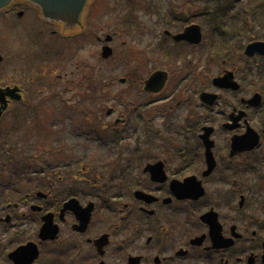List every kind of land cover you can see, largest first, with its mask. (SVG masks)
Returning <instances> with one entry per match:
<instances>
[{
	"label": "flooded vegetation",
	"instance_id": "1",
	"mask_svg": "<svg viewBox=\"0 0 264 264\" xmlns=\"http://www.w3.org/2000/svg\"><path fill=\"white\" fill-rule=\"evenodd\" d=\"M131 1L102 81L78 58L99 57L89 20L63 31L22 0L0 12V199L20 195L0 209V264H264V56L245 55L264 43V0ZM193 26L201 42L173 40Z\"/></svg>",
	"mask_w": 264,
	"mask_h": 264
},
{
	"label": "rangeland",
	"instance_id": "2",
	"mask_svg": "<svg viewBox=\"0 0 264 264\" xmlns=\"http://www.w3.org/2000/svg\"><path fill=\"white\" fill-rule=\"evenodd\" d=\"M125 1H127V0H120L121 3H125ZM200 1H201L199 3L200 5L207 6L208 2H205L204 0H200ZM247 1H250V0H237L235 3H237V5H239V6H243L246 4ZM138 2L141 4H144L147 1L146 0H138ZM173 2H175V4H176V3H179L180 0H155V3L158 5H165V4H169V3H173ZM232 2H234V1L232 0ZM117 3H118V0H94L91 7L89 8V11L86 15V18H85L86 20H89V22H91L90 29L93 31H95V30L99 31V35H102L103 37L106 34H111V32H113L114 21H115L117 12L119 10V8L116 6ZM209 3H210V1H209ZM237 8H240V7H237ZM136 16H137V18H139L143 22L144 18L140 14H137ZM130 46L133 47L134 49H136V51L137 50L142 51V49H143V44H140V43H137L134 45L132 43H130ZM100 48L101 47L99 45V54L101 52ZM95 50L96 49H93L90 45H88L87 49H85L82 53H80L78 55V58H81L85 62V65L88 68L96 69L97 68L96 64L99 65V81L110 79V78L114 77V75L112 74V60L111 59H109L107 61L101 60L100 57H98V55L94 54ZM159 65H160V63L157 64V66H159ZM207 73H209V71H207ZM202 79L205 80L206 76H203ZM247 82H248L247 83L248 85H253V84L257 85V82L253 79H250ZM117 84H118V82L116 80V82L112 85L117 86ZM28 85L30 86V92H29L30 97H29V99H33L31 97V95L33 93L32 86H34V85H32V84H28ZM246 88H248L247 85H246ZM248 89L251 91L252 87H250ZM104 94H105V92H104ZM101 106H103V108H101L99 106V112H100L99 116L103 115L104 111L107 108L111 107V104L107 105L106 103H103ZM151 125L155 128H158V126L161 125L160 119L157 118L156 120H154L151 123ZM31 130L33 132H35V130H33L32 128H31ZM57 131H58V129H56V132ZM106 145L107 144H104L103 147ZM99 148H100V146H99ZM115 151H116V149H114V148H108L106 152L99 150V168H101L102 166H104L106 164L113 163L115 161L113 159V156H115ZM9 201H11L9 198L7 201L0 199V209L4 205V202H9Z\"/></svg>",
	"mask_w": 264,
	"mask_h": 264
},
{
	"label": "water",
	"instance_id": "3",
	"mask_svg": "<svg viewBox=\"0 0 264 264\" xmlns=\"http://www.w3.org/2000/svg\"><path fill=\"white\" fill-rule=\"evenodd\" d=\"M11 0H0V10L4 9ZM27 2L32 3L38 9L40 10L41 16L48 20V21H54L57 23H60L63 25L65 29H74L77 26H80L81 24V16L83 13L84 8L88 4L89 0H25ZM195 30V29H194ZM197 30V29H196ZM195 30V31H196ZM188 32V31H187ZM187 32L184 34L177 36L174 38L175 41H188L189 43H193V39L190 38L192 34L187 35ZM108 40V39H107ZM200 40V37H198V41ZM261 46H251L253 49L252 52L258 53V50H260ZM262 50V49H261ZM250 49L247 48L245 54L249 55ZM111 50L108 48H104L102 51V58L106 59L110 57ZM165 74L161 72H157L153 74L148 82L146 83V89L147 90H160L165 82ZM154 88V89H153ZM16 89L8 90L7 94L11 99L19 100L20 97L16 95ZM205 101V99H203ZM6 108V103L4 101V104H2V107L0 109V115L2 111H4ZM149 171L153 176H157V179L160 180L162 177V173L160 174L157 167L149 168ZM172 191L175 193L176 188L174 190L173 187H171ZM136 197L138 199H142V195L137 194ZM67 208V206L65 207Z\"/></svg>",
	"mask_w": 264,
	"mask_h": 264
}]
</instances>
